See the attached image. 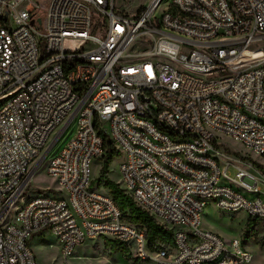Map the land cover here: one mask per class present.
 <instances>
[{"label":"built area","instance_id":"2783aa9c","mask_svg":"<svg viewBox=\"0 0 264 264\" xmlns=\"http://www.w3.org/2000/svg\"><path fill=\"white\" fill-rule=\"evenodd\" d=\"M73 122L45 166L66 196H30ZM104 134L121 189L173 246L152 255L93 185ZM220 135L264 160V0H152L135 14L116 0H0V264H37L30 241L44 232L66 260L107 237L157 264H252L243 242L201 230L209 202L264 221V172Z\"/></svg>","mask_w":264,"mask_h":264},{"label":"rangeland","instance_id":"374dc122","mask_svg":"<svg viewBox=\"0 0 264 264\" xmlns=\"http://www.w3.org/2000/svg\"><path fill=\"white\" fill-rule=\"evenodd\" d=\"M152 0H116V5L120 11L129 14H135L142 8L151 4ZM168 11V5L163 4L157 16L160 17L164 12ZM62 126L58 132L50 140L47 149L51 148L44 162L32 176L29 182L30 196H36L44 193V195H54V197L66 196L65 192L58 186L57 182L50 178L46 173L45 166L49 159L64 145L65 140L74 130L73 122L66 131L58 137L63 129ZM106 129H110L109 124H105ZM216 135L219 136L218 133ZM225 147L239 157L248 158L254 166L264 172V160L256 155L249 154L242 145L233 140L220 135ZM58 138V139H57ZM123 158L113 159L108 164L107 178L123 189L122 177L120 175V165ZM106 163L101 159H96L92 164V179L99 182L102 169ZM35 165H33L34 168ZM252 172V170H250ZM231 176L235 177V171L231 170ZM229 185V182H224ZM49 189V191H46ZM264 191V184H261ZM44 191V192H43ZM99 191L106 195L111 193L105 188L104 181L99 186ZM125 220L129 222L127 217ZM132 224V223H130ZM201 230L213 232L222 237L226 242L240 240L244 243L247 250L253 255L252 264H264V221L250 219L244 212L232 214L223 211L215 206L213 202L205 208ZM30 247L35 254L37 264H157L153 259L142 260L138 257L137 249L132 246L119 244L113 239L101 237L98 239L86 240L82 245L78 246L73 255L67 260L62 255V249L58 240L50 233L44 232L35 235L30 241ZM151 252L155 254L158 251ZM155 257V256H154Z\"/></svg>","mask_w":264,"mask_h":264},{"label":"trees","instance_id":"16d2710c","mask_svg":"<svg viewBox=\"0 0 264 264\" xmlns=\"http://www.w3.org/2000/svg\"><path fill=\"white\" fill-rule=\"evenodd\" d=\"M105 137V155L101 158L106 165L102 169L101 177L93 182L95 188L99 190V186L104 181L105 188L111 193V198L114 200L117 207L123 214V219L127 224H130L139 230H145L147 248L149 252L159 251L164 247H170L174 244L173 232L164 226L160 225L148 212L140 208L135 201L120 188L119 185L107 178L108 164L116 158H120V152L107 134ZM125 217L129 220L128 223ZM119 243V242H118ZM121 244V243H119ZM244 244V243H243ZM123 245V244H122Z\"/></svg>","mask_w":264,"mask_h":264}]
</instances>
